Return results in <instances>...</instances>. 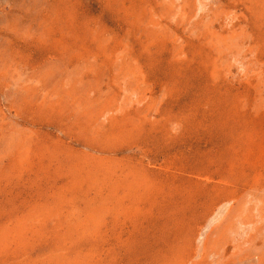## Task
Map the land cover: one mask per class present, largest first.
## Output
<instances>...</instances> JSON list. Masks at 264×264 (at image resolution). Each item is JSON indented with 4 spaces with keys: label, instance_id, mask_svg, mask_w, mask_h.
Segmentation results:
<instances>
[{
    "label": "rangeland",
    "instance_id": "rangeland-1",
    "mask_svg": "<svg viewBox=\"0 0 264 264\" xmlns=\"http://www.w3.org/2000/svg\"><path fill=\"white\" fill-rule=\"evenodd\" d=\"M0 264H264V0H0Z\"/></svg>",
    "mask_w": 264,
    "mask_h": 264
}]
</instances>
